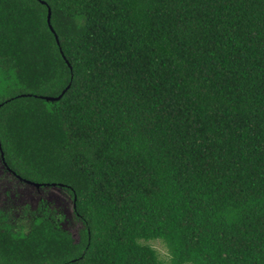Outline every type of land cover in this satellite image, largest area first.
<instances>
[{
  "label": "trees",
  "instance_id": "16d2710c",
  "mask_svg": "<svg viewBox=\"0 0 264 264\" xmlns=\"http://www.w3.org/2000/svg\"><path fill=\"white\" fill-rule=\"evenodd\" d=\"M0 161V264H264V0H0Z\"/></svg>",
  "mask_w": 264,
  "mask_h": 264
},
{
  "label": "rangeland",
  "instance_id": "374dc122",
  "mask_svg": "<svg viewBox=\"0 0 264 264\" xmlns=\"http://www.w3.org/2000/svg\"><path fill=\"white\" fill-rule=\"evenodd\" d=\"M40 200L53 210L59 225L77 238L80 224L73 216L69 195L56 186H34L23 182L8 172L0 161V209L9 214L17 228L27 226L24 208L33 210ZM153 245L160 253H165L159 242L154 241Z\"/></svg>",
  "mask_w": 264,
  "mask_h": 264
},
{
  "label": "water",
  "instance_id": "95a60500",
  "mask_svg": "<svg viewBox=\"0 0 264 264\" xmlns=\"http://www.w3.org/2000/svg\"><path fill=\"white\" fill-rule=\"evenodd\" d=\"M47 21L49 22V10H48V14H47ZM50 28H51V27H50ZM51 30H52V28H51ZM46 98L51 99L52 97H46ZM27 183H30V184L35 185V186H39L38 183H33V182H28V181H27Z\"/></svg>",
  "mask_w": 264,
  "mask_h": 264
}]
</instances>
